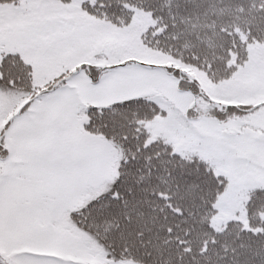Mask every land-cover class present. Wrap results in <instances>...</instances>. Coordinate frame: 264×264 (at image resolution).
<instances>
[{
  "label": "rangeland",
  "instance_id": "374dc122",
  "mask_svg": "<svg viewBox=\"0 0 264 264\" xmlns=\"http://www.w3.org/2000/svg\"><path fill=\"white\" fill-rule=\"evenodd\" d=\"M84 3L33 0L21 17L0 27V51L18 54L31 70L29 91L0 92V114L6 113L0 119V129L33 94L51 87L26 110L32 115L21 116L9 126L6 144L23 145L10 146L5 171L33 170L48 176L54 174L53 161L83 162L81 166L86 167L101 152L111 161L110 142L83 128L87 110L142 97L159 110L158 116L142 123L150 140L163 141L180 157L197 158L209 167L216 164L214 171L225 176L227 183L217 196L210 219L212 228L219 230L239 219L242 200L247 197H241L236 185L264 187L257 168L264 166V146L258 143L264 138V43L244 44L241 65L234 63L232 55L229 65H237L236 69L216 89L203 72L144 45L142 35L153 23L149 14L134 11L128 24L114 26L87 14ZM124 62L127 66L120 67ZM92 69L103 70L94 74L95 84L89 79ZM178 72L195 82L205 97L180 82ZM228 108L232 112L226 116ZM44 164L48 168L44 169ZM117 173L116 167H105L90 182V189L71 202L72 210L107 191ZM61 224L70 229L66 231L68 248L76 254L61 249L56 255L73 264H133L106 260L105 248L94 238L98 234L76 228L66 213Z\"/></svg>",
  "mask_w": 264,
  "mask_h": 264
},
{
  "label": "snow or ice",
  "instance_id": "6c2138e0",
  "mask_svg": "<svg viewBox=\"0 0 264 264\" xmlns=\"http://www.w3.org/2000/svg\"><path fill=\"white\" fill-rule=\"evenodd\" d=\"M128 2L94 0L89 4L85 0L82 7L95 16L110 18L126 14L123 5ZM32 3L0 0V27L21 17ZM137 7L150 13L155 27L161 29L153 41L163 39L173 48L182 44L195 49L205 38H213L210 31H192L190 21L194 12L198 18L202 6H193L189 0H139ZM244 15L240 8L235 19ZM245 23L252 27L253 19L245 18ZM142 38L147 39L148 33ZM126 66L127 62L120 65ZM98 71L103 70L92 69L89 74L94 84ZM27 72L18 54L0 51V92L29 91ZM38 100L40 96L33 94L13 120L32 115L26 110ZM142 110L143 101L138 98L87 110L83 128L110 142L111 161L103 152L86 167L56 160L51 165L54 174L44 176L33 170L12 174L0 159V264H73L55 254L61 249L76 254L68 248L66 231L70 229L61 224L64 213L76 228L98 234L94 238L105 248L106 260L132 257L137 264H264V187L237 184L241 197H247L242 200L239 219L219 230L206 228L199 218L201 207L207 206L205 188L219 190L227 183L225 176L214 171L216 164L209 167L195 158L183 159L170 146L149 141L138 123ZM231 112L225 109L226 116ZM13 120L0 129V156L10 152L6 134ZM258 143L264 146V138ZM109 165L119 172L115 182L84 207L72 210L71 202L88 191L90 182ZM257 168L264 177V166Z\"/></svg>",
  "mask_w": 264,
  "mask_h": 264
},
{
  "label": "trees",
  "instance_id": "16d2710c",
  "mask_svg": "<svg viewBox=\"0 0 264 264\" xmlns=\"http://www.w3.org/2000/svg\"><path fill=\"white\" fill-rule=\"evenodd\" d=\"M189 2L193 6H202V11L198 18H196V13L194 12V18L190 21V23L194 25L192 31L194 33H203L207 30L212 32L213 35V38L210 40L205 38L203 45L195 49L185 47L182 44L178 45L177 48H173L171 42H167L163 39L160 41H153L151 38L158 35L161 29L155 27V21L150 13L137 7L139 0H129L128 3L123 5V7L128 10L126 14L122 13L121 15L110 18L103 15L95 16L84 7L82 8L87 14L114 26H124L128 24L134 11L140 10L149 14L153 23L142 35V37H144L145 33H148L147 39L142 38L144 45L152 50L170 56L176 63L204 72L211 80L212 86L217 89L220 83L225 78L227 79V75L231 73L230 71L242 62V50L244 44L252 42L264 43V0H189ZM240 8L244 9L245 15L237 20L235 17L238 15ZM245 18L253 19L252 27H249L245 23ZM214 25L216 26L215 30H213ZM150 29L154 30L150 31ZM232 55H235L234 63L237 64L234 65L233 68L229 65V59ZM26 75L28 77V85L30 88V68H28ZM138 99L143 101V110L146 109L145 111H141L143 119L138 121V123L142 125L144 121L157 116L159 113L152 103L147 102L142 97H138ZM94 134L99 135L98 133ZM149 141L152 140L149 139ZM159 142L161 145L167 146L161 141ZM118 176L119 172L115 177L114 182ZM222 187L223 185L219 190H217L216 186L205 188L207 206L201 207L199 211L200 220L204 221L206 228H210L213 231L215 230L210 225V219L214 214L213 203ZM115 260L137 264L136 260L132 257H122Z\"/></svg>",
  "mask_w": 264,
  "mask_h": 264
}]
</instances>
